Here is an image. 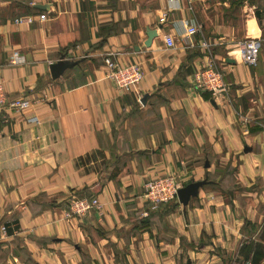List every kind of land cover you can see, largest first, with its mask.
Returning <instances> with one entry per match:
<instances>
[{
  "label": "crops",
  "instance_id": "obj_1",
  "mask_svg": "<svg viewBox=\"0 0 264 264\" xmlns=\"http://www.w3.org/2000/svg\"><path fill=\"white\" fill-rule=\"evenodd\" d=\"M257 11L247 0L236 11L228 0H0V79L9 99L32 103L0 113V264H229L246 222L264 233ZM24 16L34 22H14ZM247 37L263 43L248 68L233 54ZM110 55L139 65L140 99L108 77ZM60 57L80 63L54 80ZM209 61L225 83L216 99L191 83ZM166 175L200 183L197 194L152 209L143 187ZM91 196L101 216L64 219L71 199Z\"/></svg>",
  "mask_w": 264,
  "mask_h": 264
},
{
  "label": "built area",
  "instance_id": "obj_2",
  "mask_svg": "<svg viewBox=\"0 0 264 264\" xmlns=\"http://www.w3.org/2000/svg\"><path fill=\"white\" fill-rule=\"evenodd\" d=\"M39 19L44 20L45 15H39ZM14 22L30 25L34 20L31 16H24L18 17ZM199 30L200 26L195 24L191 25L187 29V36H194ZM163 42L167 47H173L175 45V42L169 35L165 36ZM262 44V40L258 37H247L235 43L233 54L245 67H253L258 62ZM191 46H193L192 43L189 44V47ZM200 47L207 48L208 45L204 42ZM229 55L230 53H227V57ZM111 57H113V55H110L109 58L105 59L108 77L113 80L117 90L128 94H136L139 97L138 99H140L139 85L143 80V75L139 65H121L111 59ZM13 62L19 63L16 58H14ZM191 83L195 90L209 94L212 99H216V97H219L225 91L223 74L218 71L211 61L207 62L204 66L192 73ZM31 107L32 103L30 100L23 98L14 100L9 99L0 79V113H3L5 108L15 113H25ZM34 122L36 124L38 123L36 119ZM181 187L180 182L173 175L154 178L145 183L143 187V200L152 209L157 208L159 205L163 206L170 204V202L177 201V193ZM103 210V205L95 196L88 198H75L71 199L68 203L67 209L64 212V219L70 220L75 217H84L91 212L101 216ZM144 216L146 217L147 215ZM1 231L6 234L5 227H2Z\"/></svg>",
  "mask_w": 264,
  "mask_h": 264
},
{
  "label": "trees",
  "instance_id": "obj_3",
  "mask_svg": "<svg viewBox=\"0 0 264 264\" xmlns=\"http://www.w3.org/2000/svg\"><path fill=\"white\" fill-rule=\"evenodd\" d=\"M229 8L233 11H236L243 2L246 0H228ZM248 3L257 7V10L263 14L264 9L259 7L257 2H264V0H247ZM74 68V67H73ZM72 68V69H73ZM164 206V205H163ZM162 207V205L157 208ZM7 229V227H5ZM8 234H12V229H7ZM243 232L247 236V240L243 241L240 247L237 250L236 257L231 260L229 264H260L264 260V233L263 228H259L256 224H251L249 222L245 223ZM255 233L256 238L252 237V234Z\"/></svg>",
  "mask_w": 264,
  "mask_h": 264
},
{
  "label": "water",
  "instance_id": "obj_4",
  "mask_svg": "<svg viewBox=\"0 0 264 264\" xmlns=\"http://www.w3.org/2000/svg\"><path fill=\"white\" fill-rule=\"evenodd\" d=\"M254 16L256 19L260 18V12H254ZM157 36L155 30H148L146 32V41L144 42V46L149 48L151 45V40ZM79 61L65 60L63 57H60L57 62L52 63L50 66V77L54 80L59 79L66 71L72 69L77 66ZM148 99V95H144L141 99V103H144ZM200 183H190L184 187H181L177 193V201L183 205L191 198L195 197L197 194L198 187Z\"/></svg>",
  "mask_w": 264,
  "mask_h": 264
},
{
  "label": "rangeland",
  "instance_id": "obj_5",
  "mask_svg": "<svg viewBox=\"0 0 264 264\" xmlns=\"http://www.w3.org/2000/svg\"><path fill=\"white\" fill-rule=\"evenodd\" d=\"M81 79H79V80H77L76 82H79ZM233 180H234V178H233Z\"/></svg>",
  "mask_w": 264,
  "mask_h": 264
}]
</instances>
